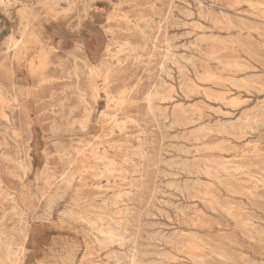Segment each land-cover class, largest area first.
I'll return each mask as SVG.
<instances>
[{
	"label": "rangeland",
	"instance_id": "rangeland-1",
	"mask_svg": "<svg viewBox=\"0 0 264 264\" xmlns=\"http://www.w3.org/2000/svg\"><path fill=\"white\" fill-rule=\"evenodd\" d=\"M199 1L0 3V240L24 245L30 194L79 241L72 263L264 264V0Z\"/></svg>",
	"mask_w": 264,
	"mask_h": 264
},
{
	"label": "crops",
	"instance_id": "crops-1",
	"mask_svg": "<svg viewBox=\"0 0 264 264\" xmlns=\"http://www.w3.org/2000/svg\"><path fill=\"white\" fill-rule=\"evenodd\" d=\"M20 203L24 215L28 216V237L24 238V245L22 244L24 264H71L79 250L77 244L79 241L75 239L73 233L67 232L59 220L44 218L45 214L39 211L40 204L30 194L23 195ZM2 217L3 213H0V222ZM3 233L5 234V231ZM6 239L7 237L0 240L3 246L13 245L12 241ZM78 260L79 255L72 264H76Z\"/></svg>",
	"mask_w": 264,
	"mask_h": 264
},
{
	"label": "bare ground",
	"instance_id": "bare-ground-1",
	"mask_svg": "<svg viewBox=\"0 0 264 264\" xmlns=\"http://www.w3.org/2000/svg\"><path fill=\"white\" fill-rule=\"evenodd\" d=\"M61 1V0H60ZM63 1V0H62ZM199 1V0H198ZM221 1V0H220ZM238 1V0H237ZM200 2V1H199ZM236 2V1H235ZM234 2V3H235ZM239 2V1H238ZM0 3H7V0H0ZM23 3V2H22ZM108 3V2H107ZM202 3V2H201ZM68 4V3H67ZM211 4V3H210ZM229 4V3H228ZM248 4H250V3H248ZM258 4V3H257ZM31 5V4H30ZM202 5H203V3H202ZM201 5V6H202ZM212 5V4H211ZM214 5H216V4H214ZM233 5V4H232ZM207 6V5H206ZM234 6V5H233ZM154 7V6H153ZM229 7V6H228ZM255 7V6H254ZM155 8V7H154ZM230 8H232V7H230ZM19 9V8H18ZM74 9V8H73ZM204 9V8H203ZM202 9V10H203ZM182 10H185V9H182ZM202 10H199L198 12H200V11H202ZM74 11V10H73ZM18 12H19V10H18ZM21 12V11H20ZM179 12H180V10H179ZM68 13H69V11H68ZM181 13V12H180ZM183 13H184V11H183ZM185 13L187 14V12L185 11ZM204 13V12H203ZM210 13V12H209ZM221 13H222V11H221ZM224 13V12H223ZM222 13V14H223ZM262 13V12H261ZM200 14V13H199ZM213 14V13H212ZM201 15V14H200ZM225 15V14H224ZM214 16V15H213ZM106 17V16H105ZM211 17V16H210ZM224 17V16H223ZM228 17V16H227ZM22 18V17H21ZM180 18V17H179ZM208 18V17H207ZM25 19V18H24ZM109 19V18H108ZM211 20L213 19V18H210ZM228 19V18H227ZM154 20V19H153ZM80 21V20H79ZM151 21H152V19H151ZM218 21V20H217ZM228 21V20H227ZM153 22V21H152ZM184 22V21H183ZM215 22V21H214ZM213 22V23H214ZM183 24V23H182ZM221 24H222V22H221ZM232 24V23H231ZM244 24V23H243ZM223 25V24H222ZM235 25V24H234ZM148 26V25H147ZM146 26V27H147ZM161 26V25H160ZM178 26V25H177ZM214 26H216L215 24H214ZM232 26V25H231ZM236 27H238V26H236ZM240 27V26H239ZM248 27V26H247ZM24 28V27H23ZM246 28V27H245ZM240 29V28H239ZM254 29V28H253ZM248 30H251V29H248ZM256 30V29H255ZM243 31V30H242ZM259 31V30H258ZM259 33V32H258ZM250 35V34H249ZM248 35V36H249ZM199 37V36H198ZM212 37V36H211ZM112 38H113V35H112ZM204 38H205V36H204ZM210 38V37H209ZM213 38V37H212ZM214 39V38H213ZM223 39V38H222ZM222 39H220L219 38V40H222ZM115 40V39H114ZM225 40V39H224ZM224 40H223V43H224ZM193 41V40H192ZM197 41V40H196ZM18 42L19 41H16V42H14V45L15 46H17V44H18ZM27 41H25V43H26ZM172 42V41H171ZM190 42V41H189ZM127 43V42H126ZM168 43V45H169V41L167 42ZM203 43V42H202ZM227 43H229V42H227ZM233 43V42H232ZM193 44H195V43H193ZM197 44V43H196ZM222 44V43H221ZM130 45V44H129ZM184 46H185V44H183ZM192 45V44H191ZM146 47H147V45H145ZM144 46V47H145ZM187 46H188V48H189V44H187ZM198 46V45H197ZM24 47L26 48V45L24 44ZM200 47V46H199ZM187 48V47H186ZM145 50V49H144ZM21 51H23V50H21ZM169 52H170V50H169ZM21 53V52H20ZM23 53V52H22ZM170 53H172V52H170ZM199 53H201V52H199ZM212 54V53H211ZM168 57H170V56H168ZM79 58V57H78ZM182 58V57H181ZM39 59L41 60L40 62H39V64L40 65H38V67H36V63H35V61H31V64H30V67H31V69H33V71L34 72H38V73H45V70H46V68L48 67V62H47V56L45 55H43V56H39ZM165 59V58H164ZM186 58H185V56H184V60H185ZM189 59V58H188ZM191 59V58H190ZM190 59L189 60H187L188 62L190 61ZM81 60V59H80ZM76 61V60H75ZM217 61V60H216ZM76 63V62H75ZM174 63H176L175 61H174ZM178 63V62H177ZM222 64V63H221ZM237 63H235V65H236ZM76 65H77V63H76ZM175 65V64H174ZM176 65H179V63L178 64H176ZM182 65V64H181ZM180 65V66H181ZM240 65V64H239ZM183 66V65H182ZM181 66V67H182ZM228 66V65H227ZM229 66H230V64H229ZM179 67V66H178ZM184 67V66H183ZM183 67L181 68V69H183ZM187 67V66H186ZM197 67V66H196ZM224 67V66H223ZM241 67V66H240ZM243 67V66H242ZM245 68V67H244ZM180 69V70H181ZM197 69V68H196ZM224 69V68H223ZM92 70H94V68L92 69ZM165 70V69H164ZM107 71H109V70H107ZM195 71V70H194ZM180 72H182V70L180 71ZM190 72V71H189ZM69 73V72H68ZM197 73H199V72H197ZM196 73V74H197ZM77 75V74H76ZM108 75V74H107ZM107 75H105V80L107 81L108 80V76ZM167 75H168V73H167ZM200 75H201V73H200ZM216 75V74H215ZM169 76V75H168ZM185 76L187 77V75L185 74ZM203 76V75H202ZM202 76H201V78H202ZM212 76H214V75H212ZM249 76V75H248ZM247 76V77H248ZM251 76V75H250ZM257 76H258V74H257ZM217 77V76H216ZM169 78V77H168ZM183 78H185V77H183ZM189 78V77H188ZM203 78H204V76H203ZM213 78H215V77H213ZM228 78V77H227ZM180 79V78H179ZM182 79V78H181ZM216 79V78H215ZM223 79V78H222ZM247 80V79H246ZM246 80H245V82H246ZM249 80V79H248ZM187 81H188V79H187ZM225 81H227V80H225ZM242 81H244V78H243V80ZM241 81V82H242ZM184 82H186V81H184ZM193 82V81H192ZM192 82H190L191 84H192ZM237 82V81H236ZM244 82V83H245ZM194 83H196L195 81H194ZM229 83V82H228ZM249 83V82H248ZM243 84V83H242ZM246 84H247V82H246ZM250 84H252V83H250ZM254 84V83H253ZM193 85H195V84H193ZM236 85V84H235ZM78 86V85H77ZM171 86V85H170ZM192 86V85H191ZM248 86L250 87V89H251V86L248 84ZM253 86V85H252ZM167 87V86H166ZM188 87H190V86H188ZM202 87V86H201ZM242 87V86H241ZM254 87V86H253ZM1 88V87H0ZM192 88V87H191ZM199 88H200V85H199ZM255 88V87H254ZM94 91H95V94H96V98H98V96H99V92H98V89H97V87H95L94 86ZM186 89H188L189 90V88H186ZM201 89V88H200ZM203 89V88H202ZM79 90L80 91H83L82 89H80L79 88ZM255 90V89H254ZM258 90V89H257ZM156 91V90H155ZM169 91V90H168ZM257 92V91H256ZM191 93H192V91H191ZM192 95H193V93H192ZM206 95V94H205ZM164 96V95H163ZM159 97V93L158 92H156V93H154V94H152V96H151V99L152 98H158ZM187 97H188V95H187ZM207 97V96H206ZM211 97V96H210ZM10 98V97H9ZM219 98V97H218ZM3 99H4V97H2V98H0V100L1 101H3ZM13 99V98H12ZM80 99H85V97L83 96V93L80 95ZM122 99V98H121ZM164 99V98H163ZM215 99H216V97H215ZM10 100V99H9ZM113 100V99H112ZM156 100V99H155ZM209 100H210V98H209ZM220 100V99H219ZM232 102V101H231ZM235 102V101H234ZM234 102L232 103V105L234 104ZM122 103V102H121ZM236 103H237V101H236ZM235 103V104H236ZM183 105H184V102H183ZM187 105V104H186ZM193 105L195 106V104L193 103ZM237 105V104H236ZM75 106V105H74ZM189 106H191V104H189ZM149 107H151V103L149 104ZM75 108V107H74ZM116 108V107H115ZM190 108V107H189ZM254 108V107H253ZM187 109V108H186ZM214 108L212 107V109L211 110H213ZM219 109H220V107H219ZM219 109H216V111L217 110H219ZM150 110H152V109H150ZM71 111V110H70ZM175 111V110H174ZM220 111V110H219ZM249 111V110H248ZM247 111V112H248ZM5 112V111H4ZM179 112H181V110H179ZM222 112V111H221ZM220 112V113H221ZM178 113V112H177ZM185 113V112H184ZM217 113H218V111H217ZM225 113V112H224ZM6 114V113H5ZM8 114V113H7ZM6 114V115H7ZM183 114V113H182ZM6 115H5V117H6ZM116 116V115H115ZM179 116V115H178ZM177 117V116H176ZM181 117V116H180ZM175 118V117H174ZM184 118H186V117H184ZM194 119V118H193ZM241 119V118H240ZM256 119V118H255ZM255 119H254V121H255ZM180 120V119H179ZM187 120V119H186ZM189 120H190V118H189ZM188 120V121H189ZM198 120L200 121V119H197V122H198ZM236 120H238V119H236ZM181 121V120H180ZM179 121V122H180ZM244 121H246V120H244ZM125 122V121H124ZM181 122H183V121H181ZM191 122V121H190ZM228 122V121H227ZM230 122V121H229ZM246 122H248V121H246ZM264 122V121H263ZM174 123V122H173ZM196 123V122H195ZM224 123V122H223ZM181 124H183V123H181ZM226 125H227V123H225ZM224 124V125H225ZM244 124V123H243ZM184 125V124H183ZM191 125V124H190ZM81 126V125H80ZM200 126V125H199ZM202 126V125H201ZM200 126V127H201ZM257 126H259V125H257ZM185 127V126H184ZM204 127H205V125H204ZM207 127V126H206ZM205 127V128H206ZM214 127V126H213ZM218 127V126H217ZM222 127V126H221ZM210 128V127H209ZM212 128V127H211ZM219 128V127H218ZM224 128V127H223ZM194 129V128H193ZM197 129H199V128H197ZM220 129V128H219ZM241 129V128H240ZM252 129V128H251ZM209 130V129H208ZM221 130V129H220ZM223 130H225L226 131V129H223ZM14 131H18V130H14ZM13 131V132H14ZM122 131V130H121ZM187 131V130H186ZM194 131V130H193ZM192 131V132H193ZM209 131H211V130H209ZM224 131V132H225ZM227 131H229V130H227ZM253 131H255V130H253ZM191 132V133H192ZM197 132H198V130H197ZM196 131H195V133H197ZM200 132H201V129H200ZM15 133V132H14ZM145 133V132H144ZM183 133V132H182ZM186 133V132H185ZM194 133V134H195ZM199 133V132H198ZM228 134V133H227ZM230 134H232L231 132H230ZM17 135H18V133H17ZM189 135H191V134H189ZM198 135V134H197ZM229 135V134H228ZM239 135V134H238ZM192 136V135H191ZM230 136V135H229ZM237 136V135H236ZM235 137V136H234ZM193 138H194V136H193ZM239 138H240V135H239ZM241 139V138H240ZM196 140V139H195ZM200 141V140H199ZM60 142V141H59ZM142 144V143H141ZM63 146V145H62ZM142 146H143V144H142ZM207 146V145H206ZM258 146V145H257ZM204 147V146H203ZM212 147V146H211ZM100 148V147H99ZM215 148V147H214ZM219 149V148H218ZM198 150V149H197ZM184 151V150H183ZM142 153V152H141ZM81 156L82 157H86V155L85 154H83L80 150L79 151H77V161H74V162H77V163H80V165H79V167H78V170L76 171L79 175H84V173L85 172H87L86 170H85V168H86V166H83V168H81L80 166H81V164L83 163V165H84V161H83V159H81ZM143 157V156H142ZM73 162V163H74ZM135 164V163H134ZM178 165H179V163H178ZM194 165H197V164H194ZM237 165V164H236ZM220 166V165H219ZM222 166V165H221ZM201 167V166H200ZM189 168V167H188ZM243 169V168H242ZM107 170H111V165H109L108 167H107ZM120 171H122V170H120ZM194 171H196L195 169H194ZM204 171V170H203ZM230 171V170H229ZM190 172V171H189ZM198 172V171H197ZM228 172V171H227ZM208 173H209V171H208ZM68 174V173H67ZM197 174V173H196ZM249 174V173H248ZM249 176V175H248ZM65 177H66V175H65ZM132 177V176H131ZM251 177H253V176H251ZM137 179V178H136ZM216 179H218V178H216ZM115 180V179H114ZM220 180V179H219ZM195 182H196V179L194 180ZM70 182L71 181H68V183L67 184H69V185H71L70 184ZM190 182V181H189ZM244 182V181H243ZM186 184H188V182H186L185 183V185ZM211 184V183H210ZM194 185V184H193ZM201 185V184H200ZM187 186V185H186ZM190 185H188L187 187H189ZM198 186H199V184H198ZM202 186V185H201ZM200 186V187H201ZM70 187V186H69ZM205 187V186H204ZM122 188V187H121ZM177 189L178 188H180L179 186H177L176 187ZM186 188V187H185ZM209 188V187H208ZM254 188V187H253ZM199 189V188H198ZM248 189V188H247ZM58 190V189H57ZM56 190V192H58ZM193 190H194V188H193ZM189 191V190H188ZM187 191V193H189ZM199 191V190H198ZM202 191V190H201ZM200 191V192H201ZM183 192V191H182ZM206 193V192H205ZM58 194V193H57ZM56 194V196H60V194L59 195H57ZM201 194H203L202 192H201ZM188 195V194H187ZM195 195V194H194ZM193 196V195H192ZM197 196V195H196ZM195 196V197H196ZM49 198V197H48ZM193 198V197H192ZM73 199V198H72ZM190 199V198H189ZM20 200H21V198H19V199H17L16 201L17 202H20ZM55 200H56V198L54 199V198H50L49 199V204L52 206L53 205V203H55ZM54 201V202H53ZM79 203V202H78ZM93 204V203H92ZM91 205V204H90ZM83 206V205H82ZM191 206H192V204H191ZM47 207H49V206H47ZM185 207V206H184ZM188 207V206H187ZM195 207V206H194ZM194 207H192V208H194ZM84 208H87V207H84ZM191 208V207H190ZM212 208V207H211ZM97 209V208H96ZM99 209V208H98ZM195 209V208H194ZM193 209V210H194ZM213 209V208H212ZM50 210V209H49ZM70 210V209H69ZM73 210V209H72ZM81 210V209H80ZM128 210V209H127ZM180 210V209H179ZM215 210V209H214ZM64 211H66V210H64ZM74 212V211H73ZM84 212V211H83ZM196 212V211H195ZM60 213V212H59ZM127 213H128V211H127ZM185 213V212H184ZM25 214H26V212H25ZM98 214V213H97ZM187 214V213H186ZM193 214V213H192ZM191 214V215H192ZM64 215V217L66 216V217H69V218H76V220L77 219H79L80 221H86V217L85 216H83V215H81L80 213H79V217H77V215H75V214H72V213H64L63 214ZM26 216V215H25ZM24 215H23V217H25ZM45 216V215H44ZM53 216V215H52ZM184 216V215H183ZM36 217V216H35ZM178 217V216H177ZM190 217V216H189ZM195 217V216H194ZM50 218V217H49ZM185 218V217H184ZM193 217L191 216V219H192ZM196 218V217H195ZM102 220V219H101ZM190 220V219H189ZM191 221V220H190ZM192 221H194V219H192ZM191 221V222H192ZM249 221V220H248ZM128 222V221H127ZM130 222V221H129ZM186 222V221H185ZM247 222V221H246ZM89 223V222H88ZM203 223V222H202ZM186 224V223H185ZM194 224V223H193ZM187 225H189V224H187ZM195 225V224H194ZM69 228V227H68ZM115 229L110 225L109 226V228L107 229V231H102L101 233L103 234H106V236L108 237V240H109V242H112L113 243V241H116L117 240V237H119L118 238V240L119 241H124V237L122 236V234H118V233H116L115 231H114ZM21 232H22V234H23V236H24V238H27L28 237V234H27V225H26V227H24V228H22V230H21ZM97 232V231H96ZM90 233V232H89ZM101 233H100V235H101ZM159 233V232H158ZM158 233H154L153 235H155V234H158ZM173 233V232H172ZM180 233V232H179ZM191 233V232H190ZM194 233V232H193ZM1 234V233H0ZM163 234V233H162ZM162 234H159V235H162ZM174 234H176V233H174ZM192 234V233H191ZM103 236V235H102ZM164 236V234L162 235V237ZM175 236V235H174ZM182 236H184V235H182ZM191 236H193V235H191ZM160 237V236H159ZM173 237V236H172ZM172 237H170V238H172ZM194 237L196 238V236L194 235ZM156 239H157V237H155ZM167 239V238H166ZM197 239V238H196ZM97 240V239H96ZM159 241H161L160 239H158ZM157 240V241H158ZM169 240V239H168ZM168 240H167V242H168ZM198 240V239H197ZM98 241V240H97ZM175 241H177V240H175ZM200 241V240H199ZM103 242V241H102ZM117 242V241H116ZM167 242H166V244H167ZM99 244H100V242H98ZM169 243V242H168ZM172 243H174V242H172ZM181 243V242H180ZM202 243V242H201ZM78 244V246L80 247L81 245H79V243H77ZM124 244V243H123ZM171 244V243H170ZM179 244V243H178ZM177 243H176V245H178ZM103 245H106V244H104L103 243ZM109 245V244H108ZM150 245V244H149ZM180 245V244H179ZM183 244H181V246H182ZM205 245H206V243H205ZM142 246V245H141ZM208 246V245H207ZM99 247V246H98ZM146 247V246H145ZM148 247V246H147ZM5 248H6V251H5V254L4 255H0V264H23V255H22V253H24V247H23V245H21V246H19L17 249H13V245H8V246H5ZM149 248V247H148ZM173 248V247H172ZM183 248H184V246H183ZM3 249V245L0 243V250H2ZM66 249H68V247L66 246ZM195 249V248H194ZM198 249V248H197ZM177 250V249H176ZM180 250V249H179ZM88 252L87 253H85L83 256H82V258H81V264H84V260H86V259H88V257L92 254V251H91V248L89 249V250H87ZM136 251V250H135ZM118 252V251H117ZM124 252V251H123ZM122 252V253H123ZM129 252V251H128ZM177 252H179V251H177ZM113 253V252H112ZM126 253V252H125ZM169 253V252H168ZM118 254V253H117ZM120 254V253H119ZM145 254V253H144ZM157 254V253H156ZM170 254V253H169ZM116 255V254H115ZM126 255H128V254H126ZM162 255L163 256H165L166 255V253H165V255L162 253ZM170 255H173V254H170ZM189 255V254H188ZM206 255H207V253H206ZM118 256V255H117ZM117 256H116V258H117ZM158 257L160 256L159 255V253H158V255H157ZM163 256H160V258L161 257H163ZM175 256V255H174ZM203 256V255H202ZM128 257V256H127ZM178 257V256H177ZM205 257V256H204ZM222 257H224V256H222ZM118 258H120V257H118ZM179 258V257H178ZM206 258V257H205ZM121 260L122 259H124V258H120ZM133 259V258H132ZM169 259V258H168ZM191 259V258H190ZM194 259V258H193ZM202 259V258H201ZM228 259V258H227ZM125 260H127V258L125 259ZM128 260H129V258H128ZM134 260V259H133ZM181 260H182V258H181ZM197 259H195V261H196ZM203 261H204V259H202ZM153 261V260H152ZM118 262V261H117ZM132 262V261H131ZM134 262V261H133ZM132 262V263H133ZM150 262V261H149ZM197 263V262H196ZM199 263V262H198ZM125 264V263H124ZM134 264V263H133ZM137 264H138V262H137ZM151 264V263H150ZM153 264V263H152ZM155 264V263H154ZM201 264V263H200ZM205 264V263H204Z\"/></svg>",
	"mask_w": 264,
	"mask_h": 264
}]
</instances>
